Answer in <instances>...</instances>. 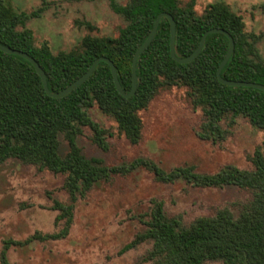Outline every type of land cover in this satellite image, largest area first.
Returning <instances> with one entry per match:
<instances>
[{
    "label": "trees",
    "instance_id": "obj_1",
    "mask_svg": "<svg viewBox=\"0 0 264 264\" xmlns=\"http://www.w3.org/2000/svg\"><path fill=\"white\" fill-rule=\"evenodd\" d=\"M111 8L127 24L117 37H83L69 52L54 53L47 43L36 45L29 29H19L28 15H15L0 0V43L31 54L44 69L51 91L59 92L84 75L94 60L109 57L115 63L119 80L126 92L132 88V61L137 49L148 38L156 17L170 13L176 21L175 51L187 57L211 28L227 30L235 40V52L224 67L222 76L229 80L264 84V62L256 61L255 34L246 31L242 16L224 2L211 4L197 16L192 4L179 0H129L119 4L110 0ZM44 8L31 15L38 16ZM86 25L94 29L89 22ZM170 22L162 18L157 35L137 63L138 89L131 98L117 90L110 66L102 61L92 77L62 98L50 97L33 64L25 58L0 50V165L9 158L34 163L42 169L66 175L65 187L73 199L86 193L111 172L101 157L88 156L78 144L83 128H90L94 142L106 147L107 131L96 122L90 109L97 106L111 117L118 129L133 144L142 136L140 112L146 109L161 89L185 86L196 107H201L213 132H221V123L229 117L243 116L264 133V90L222 84L217 69L227 54L229 38L213 33L207 37L201 54L191 63L176 62L170 53ZM67 140L66 152L61 138ZM254 170L227 166L216 174L203 175L191 167L165 173L154 166L165 180L184 178L207 187H239L250 190L252 197L238 215L229 209L215 216L197 218L184 225L178 217H169L158 202L147 222L146 230L123 248V252L141 242H153L147 259L156 264H204L224 261L226 264H264V138L253 157ZM135 160L130 169L146 165ZM129 167H125L128 169ZM61 211L58 219L64 228L51 237L69 233L74 204L55 202ZM8 248L2 252V264H10Z\"/></svg>",
    "mask_w": 264,
    "mask_h": 264
},
{
    "label": "rangeland",
    "instance_id": "obj_2",
    "mask_svg": "<svg viewBox=\"0 0 264 264\" xmlns=\"http://www.w3.org/2000/svg\"><path fill=\"white\" fill-rule=\"evenodd\" d=\"M15 15H28L19 29L32 31L36 45L47 43L54 53L69 52L83 37H117L125 18L110 0H2ZM126 4L129 0H116ZM192 4L197 16L209 5L224 2L240 16L246 31L257 36L256 61L264 62V0H179ZM44 8L38 16L34 11ZM93 25L90 29L86 23ZM92 118L107 131L106 147L84 127L78 144L88 156L101 157L111 172L108 179L73 199L66 189V175L42 169L34 163L9 158L0 165V264L8 248L10 264H156L147 254L153 242L144 241L123 252L147 228L158 202L169 217L190 225L199 217L215 216L229 209L236 215L252 197L239 187H207L184 178L170 181L157 175L154 166L169 173L191 167L197 174H216L227 166L254 170L253 157L263 145L264 133L243 117H229L221 132L207 126L201 107H196L185 86L161 89L140 112L142 136L131 143L117 123L100 111L90 109ZM67 140L61 138L66 152ZM144 159L147 164L130 169ZM125 167H129L125 169ZM73 203L72 221L65 237H51L65 226L58 219L55 202ZM204 264H226L206 261Z\"/></svg>",
    "mask_w": 264,
    "mask_h": 264
},
{
    "label": "water",
    "instance_id": "obj_3",
    "mask_svg": "<svg viewBox=\"0 0 264 264\" xmlns=\"http://www.w3.org/2000/svg\"><path fill=\"white\" fill-rule=\"evenodd\" d=\"M164 17H166L170 22V31H171L170 53H171L172 58L176 62L181 63V64H187V63L193 62L203 51L205 44H206L207 37L210 34H213V33L224 34L229 38V48H228L227 54L225 55L224 59L222 60L220 66L217 69V77H218L219 81L222 84H225L228 86L251 87V88L264 90V84H262V83L252 82V81L229 80V79H226L222 76V71H223L224 67L226 66V64L228 63V61L230 60V58L232 57V55L234 54L235 47H236L234 37L227 30H225L223 28H211V29L207 30L203 34L199 45L197 46V48L194 50L193 53H191L187 57H179L175 51L176 21H175L174 17L168 12H161L160 14H158V16L155 19L153 28H152L148 38L137 49V51L134 54L133 61H132V88H131L130 92H126L124 90V88L121 85V82L119 80L118 70H117L115 63L113 62V60H111L109 57H106V56H101V57L96 58L94 60V62L92 63V65L90 66V68L87 70V72L84 75H82L80 78L75 80L73 83H71L69 86H67L65 89H63L59 92H53L49 88L47 75H46L44 69L42 68L40 63L35 59V57H33L31 54H29L26 51L15 49V48L9 47V46L2 44V43H0V50L5 52V53H8V54H15V55L21 56V57L25 58L26 60L30 61L33 64V66L35 67L37 73L39 74V76L42 80L44 89L50 97L62 98V97L67 96L68 94L73 92L75 89H77L78 87H80L84 83H86L94 74L99 63L104 61L110 66L112 76L114 79V83H115V86H116L117 90L119 91V93L126 98H131L136 94L137 89H138V73H137L138 60H139L140 56L143 54V52L151 45V43L155 39L157 32H158L160 22H161L162 18H164Z\"/></svg>",
    "mask_w": 264,
    "mask_h": 264
}]
</instances>
